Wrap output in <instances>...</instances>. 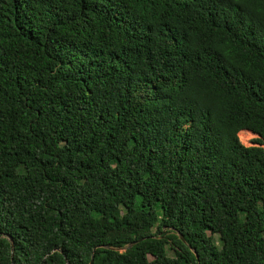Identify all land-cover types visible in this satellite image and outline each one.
Returning a JSON list of instances; mask_svg holds the SVG:
<instances>
[{
	"label": "trees",
	"instance_id": "16d2710c",
	"mask_svg": "<svg viewBox=\"0 0 264 264\" xmlns=\"http://www.w3.org/2000/svg\"><path fill=\"white\" fill-rule=\"evenodd\" d=\"M263 145L264 0H0V264H264Z\"/></svg>",
	"mask_w": 264,
	"mask_h": 264
},
{
	"label": "rangeland",
	"instance_id": "374dc122",
	"mask_svg": "<svg viewBox=\"0 0 264 264\" xmlns=\"http://www.w3.org/2000/svg\"><path fill=\"white\" fill-rule=\"evenodd\" d=\"M256 138H257V136H256V135H253V134H251V135H246V134H245V136H243V135L240 136V135H239L240 142H241L244 146H252V145H254V144L252 143V140H254V139H256ZM262 147L264 148V145H263ZM213 239H214V242L219 246L218 236H214ZM167 254H168V256H172V253H171L170 251H168Z\"/></svg>",
	"mask_w": 264,
	"mask_h": 264
},
{
	"label": "water",
	"instance_id": "95a60500",
	"mask_svg": "<svg viewBox=\"0 0 264 264\" xmlns=\"http://www.w3.org/2000/svg\"><path fill=\"white\" fill-rule=\"evenodd\" d=\"M181 239H182V237H181ZM183 240V239H182ZM131 246V245H130ZM196 258H197V255H196Z\"/></svg>",
	"mask_w": 264,
	"mask_h": 264
}]
</instances>
